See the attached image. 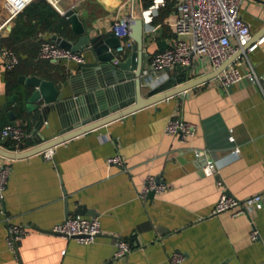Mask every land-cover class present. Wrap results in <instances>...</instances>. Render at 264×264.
<instances>
[{"label":"crops","instance_id":"crops-1","mask_svg":"<svg viewBox=\"0 0 264 264\" xmlns=\"http://www.w3.org/2000/svg\"><path fill=\"white\" fill-rule=\"evenodd\" d=\"M151 2L61 0L59 6L63 10L72 8L102 33L111 31L112 21L119 14L132 11L133 16L143 17V74L150 68L152 55L165 49L174 36L172 4L159 7L149 19L144 10ZM239 13L248 23L252 39L264 33V0H242ZM5 17L0 0V21ZM16 18L0 33V49L11 44L10 31ZM30 24L32 33L14 45L17 65L8 70L0 62V127L12 123L7 115L12 110L17 123L30 133L20 143L24 149L36 145L39 135L43 140L57 136L60 124L56 111H51L36 126L39 108L26 107L32 88L21 82V77L37 75L51 80L58 91H63V97H69L72 89L68 78L76 72L77 63L36 56L41 41H54L53 35L75 41L69 25L56 32L34 18ZM232 42L236 40L232 38ZM132 51L127 49L121 60ZM229 65L264 74V42L254 51L235 57ZM213 70L207 59L194 56L189 78ZM165 78L163 71L151 73L148 82L142 81L143 96H149L150 89ZM171 86L169 82L159 90ZM174 115L193 123V134L181 138L166 133V123ZM234 147L239 148L237 155L231 153ZM52 150L51 158L39 152L10 161L4 212H0V264H170L168 257L173 251L183 253L180 264L264 262V202L252 217L229 211L212 213L222 191L238 199L255 193L264 197V92L258 84L244 79L228 91L215 76L75 135ZM196 150L200 151L198 155ZM115 154L123 157L122 166L106 162V157ZM207 159L217 164L210 176L202 172ZM148 175H155L167 188L142 199L139 193ZM81 205L99 218L100 232L92 242L80 243L72 237L32 228L35 225L49 230L75 215ZM9 224L29 229L17 241L15 252L6 243ZM254 228L258 231L256 239L251 238ZM116 239H124L132 247L124 257H114Z\"/></svg>","mask_w":264,"mask_h":264},{"label":"built area","instance_id":"built-area-1","mask_svg":"<svg viewBox=\"0 0 264 264\" xmlns=\"http://www.w3.org/2000/svg\"><path fill=\"white\" fill-rule=\"evenodd\" d=\"M33 0H3V7L6 17L0 21V33L6 30V26ZM61 0H47L60 14L65 10L59 6ZM242 0H152L149 8L144 10L147 17L151 19L159 7L171 3L175 16L171 21L174 36L170 39L168 46L155 52L150 60V68L144 69V75H150L151 70L165 71L166 68H174L177 65L192 68L193 57L198 56L208 60L213 68H218L238 49L242 53L254 51L264 42V33L252 39L248 23L241 17L239 7ZM133 12L117 15L111 24V31L120 39V44L114 49V63L120 61L127 49L134 46V40L129 34L130 19ZM232 38L236 40L234 44ZM37 58L42 60H82L79 52L65 49L56 42L45 39L41 41L37 50ZM19 61L15 50L9 46L0 49V62L8 70L13 69ZM216 78L220 85L227 87L234 85L241 80L258 84L264 92V74H257L254 71H242L235 65H228ZM195 125L177 116H172L166 123L165 132L178 134L185 138L193 134ZM30 133L21 124H5L0 127V147L7 150L17 151L18 145L24 141ZM229 139L234 140L230 135ZM8 145H11L9 147ZM17 147V148H16ZM45 158H51L52 147L42 151ZM195 153L198 155L199 150ZM233 155L239 153V148L231 150ZM1 156V155H0ZM0 162V212H4V190L10 174V161L12 159L1 156ZM106 162L122 166L124 159L120 154L106 157ZM217 164L213 159H207L202 167L206 176L214 174ZM221 184V181L217 182ZM167 188L166 183L157 179L155 175H148L139 193L142 199H146L153 191L160 193ZM262 193H255L244 199H238L222 191L212 213L229 211L232 215L246 213L252 217L254 211L263 205ZM27 227L16 224H9L6 243L12 251H16V243L28 231ZM51 230L64 237H72L80 243L92 242L100 232V222L97 216L73 215L67 216L64 220L56 223ZM258 231L254 228L251 231V238L256 239ZM131 245L124 239L115 240L114 257H124L130 250ZM184 259L183 253L173 251L168 260L170 264H180ZM261 264H264L261 263Z\"/></svg>","mask_w":264,"mask_h":264},{"label":"water","instance_id":"water-1","mask_svg":"<svg viewBox=\"0 0 264 264\" xmlns=\"http://www.w3.org/2000/svg\"><path fill=\"white\" fill-rule=\"evenodd\" d=\"M47 2V0H41ZM70 31L76 36L75 41L53 35L52 39L74 52H84L88 60L77 61L74 74L68 78L72 95L63 97V91H58L54 82L43 79L37 75L21 77V82L32 88L27 98L26 107L29 110L38 109L36 126L42 120H46L51 111H56L60 124L57 136L43 140L39 135L37 144L30 148H23L20 144L17 151L0 147V155L15 159L39 153L53 147L75 135L88 131L108 121L119 118L127 113L153 104L172 95L187 91L200 83L217 76L231 61L242 55L239 50L232 58L224 61L218 68L204 75L189 78L191 67L189 65H177L174 68H166V78L151 88L149 96H143L141 92L142 81H149L150 75H143L141 68V50L143 41L144 18L133 16L130 19L129 34L134 40L133 51L125 60L114 63V49L120 44V39L112 31L102 33L99 29L81 19L72 9L65 10ZM11 27V25H10ZM174 69V73L172 72ZM154 73L152 70L150 72ZM172 82L173 86L161 89V86ZM232 90V85L227 86ZM9 101H12L10 99ZM40 105V107H38ZM5 105L1 107L4 111ZM12 124H17L16 115L12 110L7 111ZM151 191L149 198L154 196ZM66 207L68 205L66 204ZM75 215H95L94 211L86 209L83 205L77 207ZM32 228L40 231L54 233L51 229H42L35 225Z\"/></svg>","mask_w":264,"mask_h":264},{"label":"trees","instance_id":"trees-1","mask_svg":"<svg viewBox=\"0 0 264 264\" xmlns=\"http://www.w3.org/2000/svg\"><path fill=\"white\" fill-rule=\"evenodd\" d=\"M33 18L37 23L56 32H59L63 26L69 25L67 19L48 2L41 0L31 1L20 13H18L16 23L10 31L11 44H9V46L13 48L16 53L18 52L14 46L16 41L22 39L23 36L31 34L34 29L32 24H30Z\"/></svg>","mask_w":264,"mask_h":264}]
</instances>
